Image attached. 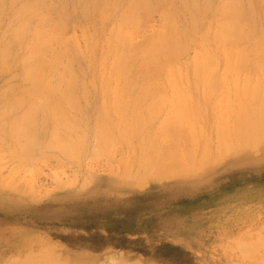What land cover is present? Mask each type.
<instances>
[{
	"label": "rangeland",
	"instance_id": "374dc122",
	"mask_svg": "<svg viewBox=\"0 0 264 264\" xmlns=\"http://www.w3.org/2000/svg\"><path fill=\"white\" fill-rule=\"evenodd\" d=\"M22 1L27 2L29 0H2V4L0 3V53H2L6 47L8 50L10 47L7 45L10 46L12 44L11 50H8V53H10L9 56L7 54V57L4 60L2 59L3 62L0 60L2 62H0V111L3 110V106L5 107L6 100L4 102L1 100L4 95L8 97L14 96L13 92L15 91L14 94L18 93L20 91L19 89H21L24 84L22 81V79L24 80V73H22L24 70L20 63L22 59L21 56L24 55V50L26 49L25 43L29 42H26V38L29 36L28 40L30 39V35H28L30 33H27L28 30L27 32L25 31L26 35L22 34L23 37L20 35V37H18L19 40L18 38H13L15 41L12 39V34L10 36L13 27L16 29L17 24H19L16 23L18 18L16 16V11L23 5ZM40 1L41 0H30L31 3L27 2V4L25 2V5L30 3V8L35 6V9L32 10L34 8L32 7L29 13L27 12L28 14H24V17L18 16L28 21L29 29L36 26L40 20L38 18L40 16L42 19L51 20V26L55 24L54 22L57 23L63 20L61 21L63 25L58 23L59 26H61H58L61 28L60 30L59 28L53 30V27H50L52 31L49 30L48 34L50 36L53 35V37L57 36L60 39L61 44H59L60 46L58 45L59 50L57 51L61 53L64 51L60 62L62 66L60 67L59 64V71L56 70V72H59L58 74H63V77L66 75V78L69 80L71 75L68 77L66 71H72L73 77L71 76V78L72 82L74 81L73 94L75 98V109L72 111L71 109L68 111V109L66 112L67 114L69 113L70 118H73L71 122L74 121L73 127L76 129L74 134H71V138L72 140L75 139L74 141L80 138V141L79 143L77 142V144H79L76 149L78 150L76 153L77 156L73 154L76 157L72 155L71 159V156H65L56 149L47 147V143L50 142L48 138H50L49 132L51 127L49 126L51 124H48V129L45 127V131L42 127H39L40 129L38 128L36 131L40 139L39 141L42 143H40L39 147L41 149L40 151L43 152V156L42 153L39 155L40 151H36V148L35 151L38 155L34 151L33 156L42 157H36V159L38 158L37 160H39L37 162L36 160L34 161V157H32L33 159L26 163V161L22 159L23 155L21 156L20 154L22 151L18 150V145H16L13 139L6 137L7 135L4 136V138H7L6 140L3 138L4 144L0 139V264H17L19 260L24 261V256L27 257L29 261L37 260L36 258H38V261H41L43 257H45V259L48 258L61 264H264V243L262 244L263 246L260 245V248L257 246L259 243L256 242L257 244H255V241L258 239V241L264 240V145L261 143L259 147L258 144L255 150L253 149L254 147L247 149L243 148V150L240 145L235 142L237 140V133H235L236 131L234 128V124H236L239 119L242 121L246 118L248 113L246 109L248 96H246V93H250L251 90L256 88L259 78L256 79L255 75L257 76V74L254 75V73H249L245 69V71L243 70L244 76H242L243 71L238 73L237 75L239 77L236 75L235 79H233L231 75H227L228 77L226 78L229 81L232 79L233 81H237L236 85L233 84V88L229 85L230 90L224 87L225 84H223V88H216L219 91L217 96V90L214 91V93L216 92L215 95L207 88H204L205 91L203 90L202 92L201 88L203 87L195 83V72L191 70L193 67L192 64L194 63L192 60L196 57L197 53L203 51L204 48L206 49L205 51H207L208 48L206 47L208 46L212 54L216 52V57L214 56L215 59L217 55H219L218 62L220 63H218V66H215V68L217 67L216 69L220 72L216 70V75L213 72L215 69L212 72L218 77L224 72L225 53L223 51L221 52L220 47L217 46L218 44L212 39L214 27L217 25V23L214 22L218 21V19H216L218 18L217 10L221 0H203V2L202 0H194L195 2L192 0V3L195 4V8L194 5L190 7L191 1L189 2V0H147L146 3L149 5L147 7L146 4V7L147 10L150 11L146 12L148 13L147 15L144 13L147 16H145V22L147 23L144 22L145 24L143 26L144 19L142 17V20L140 17L142 24L140 21L137 23H140L143 27H137V29L141 28V30L135 28L137 31L134 29L135 32L133 34L129 31L128 35H130V37L132 35V37L129 38V40L132 39V41L129 42H134V49H136L137 44L140 46V44L143 43L140 46L142 47L144 45V39L146 38L147 40L148 36H155L158 31L165 32L164 34L168 35H166V42L168 43L169 41L172 49L173 47L176 49L174 48L173 53L170 51L169 54L161 58V62L164 63L163 65L160 64L163 66V70L159 71V75L156 74V77L157 75L158 77L155 80L156 82H160L159 86H164L166 91L163 90V88L161 89L163 92L165 91L164 93L167 92L164 94L165 99L166 97L170 99L169 97L173 95L172 92L174 91L173 88H168V86H171L170 84H168V86L166 84L168 83L169 71H173V68H175V70L176 68L180 70L181 73H178V70H176L177 72L175 73L180 74L181 78L185 80L182 81L185 87L179 84L180 89L183 87L181 91H188H184L183 94L189 93L187 97L189 99H186L189 105L186 104V106H184V108L187 107V111L184 109L185 114L182 115L185 117L188 116L184 119L187 121L186 123H191V128H193L194 132L191 129L190 131L189 128L187 131L188 133L190 132L189 134L186 132L187 129L185 132L179 130L181 133L178 134L177 147H182L184 143L187 145L189 142L187 143L184 141H188L190 139L188 137L192 135V139L195 138L197 134V139L195 138V141L191 140L194 142H191V144H194L193 146L195 147L197 146L196 153L192 151L195 150V148L192 147L190 143L188 146L191 145L193 149L191 148L190 150V147L188 148L187 146H185L184 149V146L180 149L182 152L188 149L191 153L194 152L193 156L191 155L192 160L194 157L193 162H191L192 168H189V165L188 170L184 167L186 171L184 168L181 169V171L178 170L179 173H184L182 175L183 177L180 176L181 173L180 175L175 173V175L170 177L157 173L158 177L155 175V180L153 175L157 172L156 170V172L153 171L154 174L153 172L152 174L150 173L151 175L149 177H152V179H148V177H146L147 175L145 176L141 169H139L140 167H137L139 166L137 163L141 154L143 142L151 138V133L153 138L156 137V134L158 137V131H161L169 115V113H167L165 116L164 113L165 111L169 112L167 109L171 108L170 105L174 102L173 99L177 96L176 94H174V98L171 99L173 102L171 101L170 105L166 103H169L170 100H165V104L161 107L164 112L160 111V117L158 115L153 118V121H149L138 134L122 138L121 143L112 148L99 149L95 147L97 146V142L95 143L94 132L101 126H98L99 122L103 121L105 125L107 123L106 127H110L112 133L114 135L116 134L115 136L118 137L120 135L122 132L120 124H122V122L120 121L121 118L119 113H117L119 110L115 109L116 106L114 107L115 110H113L112 100H114V98L116 100L118 97L117 102L119 99L124 101L126 97H128L130 98V100L127 98L128 102L131 100L134 101V99H136L135 97H138L139 94L137 93L139 92L136 93V90L133 89L134 93L132 89H130V86L127 87L126 82L132 81V78H135L134 74L138 71L140 76H143L142 74L145 72L143 69L142 71L130 68L135 71L138 70L137 72L131 70L133 73L131 77V73L127 72L130 70L127 69L126 71L125 69L118 70L113 75L108 72V67L104 66L103 68L106 69L102 68V66L107 63L106 61L109 60L107 52H109V48H111L113 44L111 35H113V33H118V24L121 15L124 11L126 12V7L129 8L126 3L127 0H110V3L106 5V10H103L105 9L103 8L105 7V0ZM88 1L91 2L89 6L87 5L89 9L86 8L87 6L85 4V2L88 4ZM16 2L22 5L19 6ZM36 2H40L39 4L42 6ZM184 2L186 4L183 5ZM205 2H209V4L211 2L210 5L206 4L208 7L210 6L208 8L210 10H206L208 11L206 12L207 14L204 12L205 10L203 7V3ZM237 3L239 6V15H242L241 19L243 17L241 20L242 29L246 32L248 31L247 28L252 26L250 24H253V28L255 29L252 30L251 27V31H254V33L264 32V30L261 29L264 27V0H238ZM110 4H112V7ZM36 5H39L38 9L41 10V13L38 12ZM116 5L117 7L113 11L112 8ZM206 5L205 7H207ZM15 8L17 9L15 10ZM201 8L204 11L201 10ZM14 10L15 12H13ZM35 10L36 13L38 12L37 14H39H36L37 19L34 17V13H32ZM213 10H216V12ZM30 12L32 15H29ZM13 13H15V15ZM26 15H29V18L26 19ZM213 15H216L215 19ZM31 16L33 17L32 20L30 19ZM191 16L192 18H190ZM193 17L198 20L196 21V19H194L198 22L196 23L197 29L194 28L196 34L195 31H193L195 37L193 34L191 35L192 29H189L190 22L191 24L194 22V20H192ZM23 19L22 21H24ZM189 19L192 21L188 23ZM203 19L206 22H203ZM30 22L32 26L29 25ZM205 23H208V27L211 28L214 24L212 32L210 28L206 27L207 25L205 26ZM198 24L200 26H198ZM243 26L246 27L247 30L243 28ZM154 31L155 33L152 34ZM107 33L109 34L107 35ZM109 35L110 37L108 38ZM201 36L206 38L201 40L203 38H201ZM184 37H186V39ZM188 37L191 41H194V44L191 42L193 46H190L192 44ZM252 38H254V36ZM10 40L14 42L17 41L16 45L18 47L13 46L14 42L12 41L11 43ZM22 40L25 43L21 42ZM205 40H209V42L206 41L207 45H201ZM183 43L186 44L188 48ZM113 45H115V42ZM130 45L133 47L132 43H130ZM52 46L51 48L54 49L58 47L56 44V48L54 44ZM198 46L199 48L203 46L202 50L199 49ZM15 47L17 50L12 49ZM184 47H186V49ZM21 49L24 50L22 51ZM54 49H52V51H55ZM180 52L182 54H180ZM19 53L21 55H19ZM48 56L45 55L46 58ZM50 58L51 56L48 57L49 60ZM103 59H106V61ZM102 60L105 63H102ZM112 61L114 60H111L110 57L108 63H113ZM101 63L103 65H101ZM135 64L136 63H134L132 67H136ZM184 68L187 75L184 72ZM56 72H53L50 76L53 74L56 75ZM182 73L184 76L181 75ZM245 73H248V75L252 74V78H244L247 76H245ZM160 74H162V77ZM54 75L50 80L53 83L58 80L55 78L57 75L55 77ZM126 76L131 77V80ZM140 76H136L134 80H140ZM241 76L243 78H241ZM159 77L161 81L158 80ZM144 78L145 75L143 79ZM121 79L123 81L122 83ZM243 79L244 81H242ZM156 82L155 85L157 87ZM238 82L240 84L243 83L240 85L241 87L242 85L243 87L248 86V90H246L247 87L244 89L241 88L240 90V86L237 87L239 85L237 84ZM251 82H254V84H251ZM62 83L63 82H61V84ZM55 84L57 85V83ZM55 84L52 86H56ZM59 84L60 82L58 85ZM59 86L61 87V85ZM225 86H227V84ZM158 87L156 90L160 88ZM12 89L14 91H12ZM115 89L117 90L115 91ZM225 90H227L228 94ZM114 91L116 93L119 91V94L121 92L123 96L121 94L116 95L115 93L116 96L114 95L115 97H112ZM206 91H208V93ZM185 94L183 98H186ZM6 96L4 98L7 99ZM162 97L164 98V96ZM232 97L234 98L232 99ZM101 99L104 100V103ZM108 99L109 101L106 103L105 100ZM219 99L222 100L224 107L225 103L229 104L227 105V110L225 107L228 114L226 120L227 125L222 124L223 131L227 130V132L225 131L226 133H222V128L220 127V113L224 111V107L218 102L220 101ZM225 99H230L231 105L230 102L225 101ZM176 100L178 101V99ZM180 100L179 103L182 102H180ZM7 102L8 101H6V104ZM176 103L177 105L179 104L178 102ZM183 103L184 101L182 104ZM182 104H180L181 107ZM216 104L222 106L219 107ZM232 104H234L233 107ZM103 105V108L106 109L105 111L102 109ZM165 105V110H163ZM180 106L179 109L182 110ZM230 106L232 108H229ZM236 108L238 111L240 109L239 112L241 114H238L239 112H234L235 110L237 111ZM232 109H234V111ZM213 111H215V113H213ZM186 112H188L187 116ZM103 114L105 117L102 116ZM116 116L118 118H116ZM163 117L164 120H162ZM236 118L237 120L235 122L234 119ZM162 122H164L163 125ZM186 123L185 121L184 123L182 122V126L185 124L184 126L186 127ZM3 125L4 126L1 125V129L4 130L0 129V137L4 135L3 132H5L6 122ZM215 125H217V127ZM188 126L189 124H187V127ZM41 131H44V133L42 134ZM199 132L201 134L200 136ZM147 134L150 136L149 138L146 137ZM140 135L141 138L138 137ZM225 136H227V138ZM129 137L131 140H129ZM203 139L206 140L205 143ZM214 139H216V141ZM218 139L220 142H218ZM123 140L127 141L124 142ZM160 140L158 151L161 154L162 151L164 152V150H166L168 143ZM166 141L168 140L166 139ZM162 142L167 145L163 146ZM5 143L7 144V149L4 147ZM196 143L197 145H195ZM179 144H181V146ZM221 144H225L226 146L224 145L225 147H222ZM169 145L172 146V143ZM44 146H46V148ZM171 146H169L168 149ZM235 146H239V148ZM161 147L163 149H161ZM233 148L235 151L232 150ZM170 149H172V147ZM221 149L223 152L220 151ZM201 150L202 153L200 155ZM163 152L162 156H164V153L167 154V152ZM171 152L172 150L169 151V153ZM205 152H208V154L210 153L209 156ZM184 153L187 152H183L182 155H184ZM216 154H218V156ZM206 155L208 159L205 158ZM199 156L201 161L205 158L202 165L199 162ZM217 157H219V159ZM195 159H199V161ZM198 165L199 167H197ZM194 166H196L195 169H193ZM184 171L187 173L185 174ZM137 172L141 174L143 179L141 183L137 181ZM167 175H172V172ZM159 179L162 180L159 181ZM140 181L142 180L140 179ZM25 187H27V189L29 188L30 191H26ZM253 243L257 246V248H254V251L252 250L253 257H250L252 256L250 255L251 252L248 254L246 252L245 255L243 245H254ZM260 243H262V241ZM46 252H48V254ZM39 254H42L41 260L39 259ZM32 255L34 257H32ZM18 256H20L19 260ZM27 258H25V260H27Z\"/></svg>",
	"mask_w": 264,
	"mask_h": 264
},
{
	"label": "bare ground",
	"instance_id": "6f19581e",
	"mask_svg": "<svg viewBox=\"0 0 264 264\" xmlns=\"http://www.w3.org/2000/svg\"><path fill=\"white\" fill-rule=\"evenodd\" d=\"M2 1V0H1ZM0 1V3L2 4V2ZM14 1H17V0H14ZM36 1V0H35ZM42 1V0H41ZM40 1V2H41ZM110 0H105V2H104V4H105V7H103V8H105V9H103V10H106V5L108 4V3H110L109 2ZM120 1V0H119ZM184 1V0H183ZM182 1V2H183ZM188 1V0H187ZM191 1V5H190V7L192 6V5H194V8H195V4H193L192 3V0H189V2ZM205 1H208V0H205ZM237 1L238 0H221V2L219 3V8H218V10H217V8H216V10H217V17L218 18H216V19H218V21L216 22H214V23H217V25H216V27H214L215 29L213 30L214 32L212 33L213 35V37H212V39H214V42H216V44H218L217 46H219L220 47V50H221V52L223 51L224 53H225V58H224V64H225V66L223 67V70H224V72H222V70H221V72L223 73L222 75H219V77L218 76H215L216 74H217V72H220L218 69H216L215 68V66H218V63H220V62H218V56L219 55H217V58L215 59L214 58V56L216 57V52L215 53H211V51H209L210 49H209V47L207 46L206 48H208V50L207 51H205L206 49L204 48V50L203 51H201L200 53H197V55H196V57L192 60V61H194V63L192 64V68H191V70H194V72H195V74H194V76H195V83L197 84V85H199V86H201V87H203V88H201L202 89V92H203V90H204V88H207V89H210V91H211V93H213L214 95H215V93L217 92V96H218V93H219V91L216 89V88H218V87H221V88H223V84H227V86H225L224 85V87L227 89V90H230L229 88H230V86L229 85H231V87H232V85L234 84V85H236V82L237 81H233V79H235V77H236V75L238 74V73H240V72H242L244 69L245 70H247L249 73H254V75L255 74H257V76L255 75V78L256 79H258V81L259 82H257L258 83V85L256 86V88L255 89H253V90H251V92L250 93H246V96H248L247 97V107H246V109H247V111H248V113H247V116H246V118L245 119H243V120H245V121H240L241 119H239V121H237L236 122V120H237V118L236 119H234V121L236 122V124H234V128H235V133H237V140L235 141V142H237L236 144H238V145H240V147L243 149H247V148H253L254 150L255 149H257V145L260 147V144L261 143H263V145H264V32H260V33H258L257 32V30H256V32L257 33H254V31H251V27H252V30H254L255 28H253V24H250V25H252L251 27H249V28H247L248 29V31H246L245 32V30L244 29H242V27H241V25H242V19H243V17H242V19H241V16L239 15V10H238V3H237ZM4 2V1H3ZM19 2V1H18ZM26 1H22V3H23V5L22 4H20V3H17V4H19V6H21L20 8H18V11H16V16L18 17L17 18V21H16V23H19V24H17V27H16V29L13 27V33L11 32L10 33V36H11V34H12V39L14 38V39H17L18 37H20V35L23 37V35H26V33H25V31L27 32V30H28V32L27 33H30V34H28V35H30V39L28 40V37L29 36H27V38H26V42H28V43H25L23 40L25 39H23L21 42H24L25 43V50H24V55H22L21 57H22V59H21V66L23 67V70H24V72H22V73H24V80L22 79V81H23V87L21 88V89H19L18 91V93H16V94H14V90L12 89V91H14L13 92V95L14 96H6V95H4V94H6V93H4L3 95H4V97L6 96L7 97V99L6 98H2L1 100L4 102L5 100L6 101H8L7 102V104H6V101H5V107L3 106L2 108H3V110H1L0 112V124L2 125V126H4L3 124L6 122V127H5V132H3L4 133V135L2 136L1 135V137H0V139L2 140L1 142H3L4 140H6L7 138L6 137H9V139L11 138V139H13L14 141H15V143H16V145H18V150H21L22 151V153L20 152V154H21V156L23 155V157H22V159H24L25 161H26V163H27V161H30L31 159H33L32 157H34V161L36 160V162L37 161H39V160H37L38 158H40V157H42L43 156V152H41L40 150V147H39V145H40V139H39V137H38V135H37V129L39 128V127H42L43 129H44V131H45V127L47 128V126H48V124L50 123L51 125L49 126V127H51L50 128V132H49V136H50V138H48L49 140L48 141H50V142H48L47 143V147H51V149L53 148V149H56L57 151H59L60 153H63L65 156H71L70 158L72 159V155L73 154H75L76 156H77V151L78 150H76L77 148H78V146H79V144H77V142L79 143V141H80V138L78 139V140H76V141H74V140H72V138H71V134L73 133L74 134V131H76V129H74V124H73V122H71V119L73 120V118H70V115H69V113L67 114V110L68 111H70V109H71V111L72 110H74L75 108V98H74V94H73V84H74V81L72 82V78H71V76L73 77V75H72V71H66V73H68L67 75H68V77L70 76V78H69V80L66 78L67 76L66 75H64L65 77H63V74H58L57 72H56V70H58L59 71V64H60V67L62 66V64L60 63L61 62V58H62V53L64 52H60V51H57V50H59L58 48H59V44H61V42H60V39L57 37V36H54L53 37V32H52V36H50L49 34H48V31L49 30H51L52 31V29L53 30H55V29H57V28H59V27H61V26H59V24L61 23V21H63V20H60V22H54L55 24H53V26H51V20L49 21V19H42L41 18V16L40 17H38L39 19V21H38V23L36 24V26L35 27H31L32 29H29V26H28V21H26V20H24L23 18V20L24 21H22V19L21 18H19V16L18 15H20V16H23L24 17V14H28L29 13V11L31 10V8L32 7H34L32 10H34L35 9V6H32L31 8H30V6H29V4L31 3L30 2V0L29 1H27V2H30V3H28V5H25L24 3H25ZM27 2H26V4H27ZM40 2H36L37 4H39ZM43 2V1H42ZM89 2V1H88ZM94 2V1H93ZM115 2V1H114ZM147 2V0H127V6H129V8L128 7H126L127 9H125L126 10V12L124 11V13H122V15H121V18H120V22H119V24H120V26H119V24H118V30L119 31H117L118 33L117 34H114L113 33V35H111V39H112V43L114 44V42H115V45H113L112 44V47L111 48H109L110 50H109V52H107L108 53V55L107 56H109V60H110V57H111V60H114V61H112L113 63H108V61L109 60H107L106 61V59L108 58H106V59H103L104 61H106L107 63H105L103 60H102V63H105V65H103L102 63H101V65H103L102 66V68L104 67V66H106V67H108V69H109V71L108 72H110V74H113L114 75V73H116L118 70H123V69H125V71H126V69L127 70H130V71H127V72H130L131 74V77H132V72H131V70H133V69H130V68H134V69H138V70H145V72H143L144 74H142L143 76H140V74H139V71L138 70H133L134 72H137L136 74H138V75H136V74H134L135 76V78H136V76H140V80L139 79H137V81L136 80H134L135 78H132V81H127L126 83H127V87L128 86H130L131 88L130 89H132V91H133V89H135L136 90V93L137 92H139V93H137V94H139L138 95V97H135L136 99H134V101H130V102H128V100H130V98H128V97H126V95H125V97H126V99L123 101V100H121V99H119V100H121V101H119L118 100V102H117V98H116V100H115V98H114V100H112V102H113V110H119V112H117V113H119V115H120V118H121V120H120V118H119V120L122 122V124H120L121 125V129H122V132L120 133V135L117 137V136H115L113 133H112V130H111V128L110 127H106V125H107V123H106V125L104 124V122L102 123V122H99V125L98 126H100L98 129H97V131H95L94 132V139H95V143L97 144V146H95V147H98L99 149H102V148H105V149H107V148H109V147H113V146H115V145H117V144H120L121 143V140H122V138H124V137H127V136H130V135H136V134H138L139 133V131L141 132V130H142V128L144 127V126H146L147 125V123L149 122V121H153V118H155V117H157L158 115H159V117H160V113L161 112H164V111H162V109H161V107H162V105L163 104H165V102L167 101V100H170L169 101V103L168 102H166L168 105H170V103H171V99L172 98H174V94H176L177 96H175V99H173L174 100V102L173 103H171V108H169V109H167V111L169 110V112H166L165 111V116H166V114L167 113H169V115H168V117H167V120H166V122H165V124H164V126L162 127V129H161V131L159 130L158 131V137H157V134L155 135L156 137H152V133H151V138H149L150 136H148V134L146 135V137H148L149 139H147L146 140V137L144 138L146 141L145 142H143V140H142V142H143V146H142V148H141V154H140V157H139V161H138V163H137V165H139V166H137L139 169H141V171L145 174V176L146 177H148V179L149 178H151L152 179V177H149L151 174H152V172L154 171V172H156L155 174H154V172H153V178H154V180H155V175H157V173L158 174H164V176H168V177H170V176H173V175H175V173H178V175H180V173H179V171L178 170H180L181 171V169H183L184 167H186V168H184V170L186 169V170H188L189 168H192L191 167V162H193V160H194V157H193V160H192V156H193V154H194V152L196 151V148H197V146L195 147V146H193L192 144H191V142L192 143H194L193 141H195L196 139H197V134H196V139L195 138H193L192 139V137H193V135L192 136H190V137H188V138H190L188 141H184V142H189L191 145H192V147H194L195 148V150H192V151H194V152H190L189 151V149L191 150V145L190 146H188V144L186 145L185 143L182 145V147H183V149L185 148V146H187L189 149L187 150V151H185V150H183V152H187V153H184V155H182L183 154V152L180 150V149H182V147H177V143H178V138H179V136H178V134H180L181 132V130L182 131H184L185 132V130H186V132L188 131V128H189V130L191 129L193 132H194V130H193V128H191V123H186L187 121L185 120L188 116V112H186V116L187 117H185V116H183L182 114H185V112H184V109H186L187 107H185L184 108V106H186V104L188 103L187 101H186V99H189V98H187L188 97V95H189V93H187V94H185V96H186V98H183V92L184 91H187V90H184V91H181V90H183V87H182V89H180V86H179V84L181 85H183V80H184V78H181V76H180V74H175L177 71L176 70H178L179 72L178 73H181L180 72V70L179 69H177L176 68V70H175V68H173L174 70V73H173V71H169V77H168V83H166L167 84V86H168V84H170L171 86H168V88L170 87V88H173V91L175 92H172V96H170L169 98L170 99H167L168 97H166V99H165V95L164 94H166V93H164L166 90H165V88H164V86L163 85H160L159 86V83L160 82H156V80L155 79H157V77H158V75H159V71L161 70H163V66H161V65H163L164 63H162L161 61V58L163 57V56H165L166 54H169L170 53V51H172V53H173V49L175 48V47H173V49H172V47H171V44L169 43V41H168V43L170 44H168L167 42H166V35L167 34H164L165 32H161V31H158L157 33H156V35L155 36H153V37H149L148 36V39L146 40V38L144 39V45L142 46V47H140L141 46V44H143V43H141L140 44V46L137 44V47H136V49H134V42H129V41H132V39L131 40H129V38H131L132 37V35H131V37H130V35H128L129 34V31H130V33H134L135 31H134V29L136 28L137 29V27H143L144 26V24L145 23H147V22H145V16L148 14V13H146V12H150V11H148L147 10V7H148V3H146ZM150 2V1H149ZM193 2H195L194 0H193ZM202 2H203V0H202ZM201 2V3H202ZM12 3H13V1H12ZM15 3V2H14ZM91 2H89L88 4H87V2H85V4H86V6L88 5L89 6V4H90ZM103 3V2H102ZM103 4V5H104ZM119 4V3H118ZM146 4H147V7H146ZM184 4H186L185 2L183 3V5ZM206 4H209V2L207 3V2H205V3H203V7H204V10L201 8V10H203L205 13L206 12H208L210 9H208L209 7H208V5H206ZM210 4H211V2H210ZM209 4V5H210ZM35 5V4H34ZM40 5V4H39ZM39 5H36L37 6V9L39 8ZM92 5H94V4H92ZM96 5V4H95ZM111 5V7H112V4H110ZM120 5V4H119ZM122 5V4H121ZM197 5V4H196ZM202 5V4H201ZM205 5L207 6V7H205ZM16 6V5H15ZM40 6H42V5H40ZM85 6V7H86ZM88 6L86 7L87 9H89L88 8ZM218 6V5H217ZM216 6V7H217ZM1 7V6H0ZM16 7H18V6H16ZM84 7V8H85ZM100 7V6H99ZM109 7V6H108ZM117 7V5L116 6H114L113 8H112V10L114 11V9ZM185 7V6H184ZM187 7V6H186ZM193 7V6H192ZM197 7V6H196ZM205 8H207V9H205ZM214 8V7H213ZM17 8H15V10H16ZM20 9V10H19ZM36 9V10H37ZM40 9H41V7H40ZM91 9V8H90ZM148 9H150V8H148ZM15 10L13 11V12H15ZM36 10L35 11H33L32 13H34L33 15H35L34 17L37 19V15H39V14H37L38 12H40L41 10H39L38 9V12L36 13ZM195 10V9H194ZM206 10H208V11H206ZM216 10L214 11V12H216ZM89 11V10H88ZM28 12V13H27ZM202 12V11H201ZM203 12V13H204ZM41 13V12H40ZM146 15H145V14ZM14 15H15V13H13ZM37 14V15H36ZM121 14V13H120ZM207 14V13H206ZM213 14V13H212ZM29 15H32L31 14V12H30V14ZM28 15V16H29ZM141 15V16H140ZM27 15H26V19L27 18H29ZM214 16V19H215V16L216 15H213ZM32 17V16H31ZM30 17V19L32 20L33 19V17L31 18ZM140 17H141V19H142V17H143V26H141V21L142 20H140ZM147 17V16H146ZM45 18V17H44ZM118 18V17H117ZM190 18H192V16L190 17ZM18 19H20V20H18ZM194 19H196V18H194L193 17V19L192 20H194ZM13 20H15V19H13ZM138 20V21H137ZM191 19H189V21H188V23L190 22V21H192ZM202 20V19H201ZM20 21V22H19ZM26 21V22H25ZM114 21V20H113ZM116 21V20H115ZM140 21V23L138 24L137 22H139ZM196 21H198L197 19H196ZM195 20H194V22L191 24V22H190V26H189V29H192V33H191V35L193 34V31H195L194 30V28H196L197 27V25H196V23H198V22H196ZM37 22V21H36ZM145 22V23H144ZM202 22V21H201ZM203 22H206L204 19H203ZM14 23H15V21H14ZM59 23V24H58ZM63 23V22H62ZM61 23V24H62ZM254 23V22H253ZM264 23V22H263ZM255 24V23H254ZM14 25V24H13ZM12 25V26H13ZM18 25H19V29H18ZM29 25L30 26H32L31 25V22L29 23ZM63 25V24H62ZM137 25H140V26H137ZM191 25H193V26H191ZM196 25V26H195ZM203 25V24H202ZM201 25V26H202ZM207 25V26H206ZM208 23H205V26L207 27V28H210L211 29V32H212V28H213V26H214V24H213V26H212V28L211 27H208ZM15 26V25H14ZM34 26V25H33ZM59 26V27H58ZM146 26V25H145ZM198 26H200L199 24H198ZM247 26V25H246ZM255 26V25H254ZM52 29H51V28ZM190 27H192V28H190ZM248 27V26H247ZM120 28V29H119ZM243 28H245L246 29V27H244L243 26ZM14 29H15V31H14ZM61 28H59V30H60ZM135 29V30H136ZM143 29V28H142ZM197 29V28H196ZM246 29V30H247ZM250 29V30H249ZM261 29H263L264 30V27L263 28H261ZM58 30V31H59ZM137 30H141V28H139V29H137ZM136 30V31H137ZM165 30V29H164ZM204 30V29H203ZM206 30V29H205ZM209 30V29H208ZM207 30V31H208ZM262 30V31H263ZM132 31V32H131ZM16 32V33H15ZM25 34H24V33ZM113 32V31H112ZM161 32V33H160ZM189 32V31H188ZM110 33V32H109ZM109 33H107V35L109 34ZM155 33V31L152 33V34H154ZM159 33V34H158ZM23 34V35H22ZM48 34V35H47ZM158 34V35H157ZM186 34V33H185ZM195 34H196V31H195ZM170 35V34H169ZM48 36V37H47ZM168 36V35H167ZM193 36H194V34H193ZM254 36V38H252ZM8 37H9V35H8ZM8 37H6V38H8ZM57 37V38H56ZM110 37V35L108 36V38ZM190 37V36H189ZM188 37V38H189ZM195 37V36H194ZM203 36H201V38H202ZM185 39H186V37H184ZM192 38V37H191ZM200 38V39H201ZM204 38H206V37H203L201 40H203ZM13 39V40H14ZM58 39V40H57ZM170 39H171V36H170ZM183 39V38H182ZM190 39V38H189ZM193 39H195V38H193ZM7 40V39H6ZM12 40V41H13ZM18 40H19V38H18ZM145 40H146V42H145ZM11 41V40H10ZM12 41H11V43H12ZM15 41V40H14ZM13 41V42H14ZM207 40H205L201 45H203V46H206L207 44V42H209V40L206 42ZM213 41V40H212ZM107 42V41H106ZM187 42V41H186ZM193 43L194 44V41H191V39H190V43ZM8 43H9V40H8ZM10 43V44H11ZM109 43V42H108ZM107 43V44H108ZM130 43H132V46L133 47H131V45H130ZM172 43V42H171ZM191 43V44H192ZM198 43V42H197ZM14 45L13 46H16V47H18L16 44H17V41L16 42H14L13 43ZM19 44H21V43H19ZM54 44V47H55V44L58 46H56L57 47V49H54V48H51V47H53L52 45ZM184 44V43H183ZM193 44L192 45H190V46H193ZM206 44V45H205ZM12 45V44H11ZM11 45L9 46V45H7L8 47H10V48H8V50L10 49L11 50ZM172 45H173V43H172ZM175 45V44H174ZM185 46H186V44H184ZM183 45V46H184ZM199 45V44H198ZM22 46V45H21ZM62 46V45H61ZM139 46V47H138ZM178 46V45H177ZM203 46H201L202 48H203ZM240 47V48H238V47ZM16 47L15 48H12V49H16ZM55 47V48H56ZM107 47V46H106ZM179 47V46H178ZM182 47V46H181ZM187 47V46H186ZM186 47H184L185 49H186ZM218 47V48H219ZM7 48V47H6ZM4 49L3 50V52L2 53H0V60H4L6 57H7V54H8V56H9V54L10 53H8L9 51L7 50V49ZM183 48V47H182ZM188 48V47H187ZM198 48H199V46H198ZM202 48H199V49H201L202 50ZM52 49H54L55 51H57V52H55V51H52ZM107 49H108V47H107ZM176 49V48H175ZM2 50V49H1ZM17 50V49H16ZM22 50V49H21ZM22 50V51H23ZM61 50V49H60ZM169 51V52H168ZM180 51H181V49H180ZM216 51H218V50H216ZM17 52V51H16ZM183 52V51H182ZM197 52H198V50H197ZM175 53H177V52H175ZM180 54H182L181 52H180ZM17 55V54H16ZM19 55H21L20 53H19ZM45 55H50L51 56V58H50V60L48 59V57H50V56H48L47 58L45 57ZM223 56V55H222ZM20 57V58H21ZM19 58V59H20ZM219 58H221V57H219ZM19 59H16V60H19ZM45 59H47V60H45ZM3 60H2V62H3ZM221 60V59H220ZM20 61V60H19ZM48 61V62H47ZM63 61V60H62ZM1 62V61H0ZM1 62V63H2ZM217 62V63H216ZM134 63H136L135 64V66L137 67H132V66H134ZM161 64V65H160ZM189 64V63H188ZM19 65V64H18ZM221 65V64H220ZM219 65V66H220ZM189 66V65H188ZM20 67V66H19ZM18 67V68H19ZM185 67V66H184ZM190 67V66H189ZM102 68H100V69H102ZM194 68V69H193ZM220 68V67H219ZM62 69V68H61ZM103 69H106V68H103ZM215 69V71H213ZM70 70V69H69ZM142 70V71H143ZM216 70H217V72H216ZM244 70V71H245ZM105 71V70H104ZM107 71V70H106ZM182 71V70H181ZM215 73V75H214V73ZM244 71H243V74H242V76H244ZM53 72H56V75L58 76V77H60V78H58L56 75H54V77L55 78H57L58 80H57V82H55V83H57V85L55 84V83H53L52 81H50L52 78V76H50ZM171 72V73H170ZM184 72H185V68H184ZM183 72V73H184ZM70 73V74H69ZM125 73V72H124ZM140 73H141V71H140ZM162 73V72H161ZM164 73V72H163ZM183 73L181 74L182 76H184L183 75ZM186 73V72H185ZM156 74H158L157 75V77H156ZM252 74H250V75H248V73H245V76L246 77H244V78H248V77H250V78H252L251 77V75ZM61 75V76H60ZM129 75V74H128ZM144 75H145V78L143 79V77H144ZM161 75V77H162V74H160ZM186 75H187V73H186ZM227 75H231L232 77H233V79L232 80H228L226 77H228ZM240 75V74H239ZM124 76H125V74H124ZM123 76V77H124ZM238 76V75H237ZM241 76V78H243ZM259 76V77H258ZM123 77H120V78H123ZM126 77H129V76H126ZM131 77H129L128 79H130ZM141 77H142V79H141ZM187 77V76H186ZM231 77V78H232ZM239 77V76H238ZM67 79V80H66ZM187 79V78H186ZM240 79V78H239ZM249 79V78H248ZM124 80H125V77H124ZM131 80V79H130ZM139 80V81H138ZM155 80V81H154ZM158 80L159 81H161L160 80V77L158 78ZM163 80V79H162ZM117 81V80H116ZM119 81V80H118ZM126 81V80H125ZM141 81V82H140ZM185 81V80H184ZM187 81V80H186ZM232 81V82H231ZM242 81H244V79L242 80ZM245 81H246V79H245ZM251 81V80H250ZM253 81V80H252ZM60 82V84L59 85H61V87H63V88H61L59 85H58V83ZM61 82H63L62 84H61ZM123 81H122V79H121V83H122ZM155 82H156V84H157V87L159 88V89H157L156 90V85H155ZM188 82V81H187ZM240 82V81H239ZM237 83V84H239L237 87H239L241 84H243V83ZM249 82V81H248ZM255 82V81H254ZM254 82H251V84H254ZM53 83V84H52ZM118 83H120V82H118ZM163 83V82H162ZM194 83V82H193ZM56 85V86H52V85ZM187 84V83H186ZM189 84V83H188ZM255 84H256V82H255ZM20 85H22V84H20ZM19 85V86H20ZM62 85H64V86H62ZM122 85V84H121ZM124 85H125V82H124ZM221 85V86H220ZM18 86V87H19ZM119 86V85H118ZM161 86H163V87H161ZM184 86V85H183ZM187 86V85H186ZM196 86V85H195ZM198 86V87H199ZM245 86V85H244ZM185 87V86H184ZM234 87V86H233ZM232 87V88H233ZM247 87V89L246 90H248V86H245V87H243V85H242V87L240 86V90H241V88H246ZM120 88H122V87H120ZM161 88H163V90H165L164 92H163V90L161 89ZM224 88V89H225ZM231 88V89H232ZM236 88V87H235ZM123 89V88H122ZM126 89V88H125ZM128 89V88H127ZM185 89V88H184ZM206 89V90H207ZM242 89V90H243ZM106 90V89H105ZM117 89H115V91H116ZM121 90V89H120ZM159 90V91H158ZM170 90H172V89H170ZM217 90V91H216ZM227 90H225L226 92H227ZM234 90V89H233ZM245 90V91H246ZM10 91V90H9ZM9 91H8V93H9ZM17 91V90H16ZM114 91V94H112L113 96L112 97H115L117 94H119L118 92L119 91H117V93ZM161 91H162V93H161ZM205 91V90H204ZM209 91V90H208ZM208 91H206L207 93H208ZM214 91H216L215 93H214ZM7 92V91H6ZM107 92V91H106ZM134 92V91H133ZM133 92H132V94H133ZM188 92V91H187ZM242 92V91H241ZM115 93H116V95H115ZM135 93V92H134ZM205 93V92H204ZM231 93V92H230ZM243 93L245 94V92H244V90H243ZM120 94H121V92H120ZM119 94V95H120ZM125 94V93H124ZM131 94V95H132ZM162 94V95H161ZM183 94V95H182ZM210 94V93H209ZM227 94H228V92H227ZM233 94V93H232ZM242 94V93H241ZM248 94V95H247ZM8 95H12V94H8ZM111 95V94H110ZM115 95V96H114ZM118 95V96H119ZM122 96H123V94H121ZM169 95H171V94H169ZM208 95V94H207ZM212 95V94H211ZM210 95V96H211ZM213 95V96H214ZM224 95V94H223ZM223 95H222V97H223ZM106 96V95H105ZM121 96V97H122ZM137 96V95H136ZM162 96H164V98L162 97ZM184 96V97H185ZM191 96V95H190ZM206 96V95H205ZM209 96V97H210ZM111 97V98H112ZM134 97V96H133ZM207 97V96H206ZM229 97V96H228ZM235 97V96H234ZM234 97H232V99L234 98ZM241 97V96H240ZM103 98V97H102ZM119 98H120V96H119ZM127 98H128V100H127ZM182 98V99H181ZM191 98V97H190ZM204 98V97H203ZM243 98V97H242ZM104 99V98H103ZM122 99H124V98H122ZM176 99H178V101L176 100ZM181 99V100H180ZM192 99V98H191ZM206 99V98H205ZM227 99V98H226ZM225 99V101H229V100H226ZM102 100V99H101ZM166 100V101H165ZM179 100H180V102L182 101H184V103L182 104V102L181 103H179ZM220 100V99H219ZM222 100H223V98H222ZM222 100H220V101H218V102H220L222 105H218V104H216V105H218L219 107H224V104H223V102H222ZM235 100V99H234ZM237 100V99H236ZM103 101V103H104V100H102ZM109 101V99L108 100H105V102L107 103ZM116 101V102H115ZM178 102L179 104L177 105V103L176 102ZM189 101H191V100H189ZM2 102V103H3ZM115 102V103H114ZM206 102V101H205ZM230 102V101H229ZM228 102V103H229ZM233 102V101H232ZM238 102V101H237ZM236 102V103H237ZM118 103V104H117ZM191 103V102H190ZM236 103H234V104H236ZM116 104V105H115ZM176 106H175V105ZM180 104H182V107L180 106ZM193 104V103H192ZM191 104V105H192ZM234 104H232V107L234 106ZM239 104V103H238ZM118 105H120V106H118ZM168 105H167V107H168ZM187 105H189V104H187ZM208 105V104H207ZM227 105H229V104H227V103H225V107H226V110H227ZM230 105H231V102H230ZM116 106V107H115ZM179 106L182 108V110H180L179 109ZM214 106V105H213ZM104 107V105L102 106V109L105 111L106 109H104L103 108ZM107 107H108V104H107ZM106 107V108H107ZM114 107H115V109H114ZM165 107H166V105L163 107V110H165ZM175 107H178V108H175ZM225 107H224V111H222V113H220V119L218 118V117H216V118H218L220 121V127L222 128L223 127V125L222 124H226L227 125V123H226V120H227V116H228V114H227V111L225 110ZM231 106L229 107V108H232ZM236 107H237V105H236ZM109 108V107H108ZM118 108V109H117ZM189 108V107H188ZM197 108V107H196ZM190 109V108H189ZM218 109V108H217ZM219 109H222V108H219ZM237 109V108H236ZM242 109V108H241ZM102 110V111H103ZM109 110V109H108ZM233 111H234V109H232ZM161 111V112H160ZM186 111H187V109H186ZM194 111V110H193ZM216 111V110H215ZM215 111H213V113H215ZM220 111V110H219ZM230 111H231V109H230ZM232 111V112H233ZM239 111H240V109H239ZM238 111V109H237V111L235 110L234 112H236V113H238L239 112ZM108 112V111H107ZM182 112H184V113H182ZM190 112V111H189ZM217 112V111H216ZM231 112V113H232ZM194 113V112H193ZM217 113H219V112H217ZM216 113V114H217ZM114 114V113H113ZM233 114V113H232ZM235 114V113H234ZM238 114H241L240 112L238 113ZM106 115H108V114H106ZM117 115V114H116ZM194 115V114H193ZM218 115V114H217ZM102 116H104V114L102 115ZM118 116V115H117ZM116 116V118H118ZM164 116V117H165ZM235 116V115H234ZM105 117V116H104ZM108 117V116H107ZM164 117H163V119L162 120H164ZM200 117V116H199ZM240 117V116H239ZM166 118V117H165ZM185 118V119H184ZM191 118H192V114H191ZM229 118H230V116H229ZM228 118V119H229ZM243 118V117H242ZM103 119V118H102ZM184 119V120H183ZM183 120V121H182ZM188 120V119H187ZM202 120H204V119H202ZM201 120V121H202ZM217 120V119H216ZM184 121H185V123H186V127H187V124H189V126L186 128L184 125L185 124H183V126H182V122L184 123ZM229 121V120H228ZM232 121H233V119H232ZM116 122H119V121H116ZM198 122H200V121H198ZM230 122V121H229ZM228 122V123H229ZM235 122H233V123H235ZM97 123V122H96ZM101 123V124H100ZM163 123L164 122H162V125H163ZM203 123V122H202ZM215 123H216V121H215ZM217 123H218V120H217ZM231 123V122H230ZM229 123V125L231 126V124ZM233 123H232V125H233ZM105 126H104V125ZM110 124V123H109ZM1 125H0V129L2 128L1 127ZM97 125V124H96ZM112 125H113V123H112ZM198 125V124H197ZM202 125V124H201ZM44 126V127H43ZM205 126V125H204ZM216 127H217V125H215ZM72 127H73V129H72ZM182 129H181V128ZM184 127V128H183ZM199 127V126H198ZM225 127V126H224ZM228 127V126H227ZM41 128V129H42ZM76 128V127H75ZM112 128H113V126H112ZM160 128V127H159ZM158 128V129H159ZM180 128V129H179ZM232 128V127H231ZM40 129V128H39ZM48 129V128H47ZM46 129V130H47ZM121 129H119V130H121ZM195 129H197V128H195ZM200 129V128H199ZM1 130H4V129H1ZM0 130V131H1ZM156 130V129H155ZM154 130V131H155ZM180 130V131H179ZM190 130V131H191ZM222 130V133L223 132H227V130H225V131H223V128L221 129ZM44 131H41L42 132V134L44 133ZM49 131V130H48ZM144 131V130H143ZM199 131V130H198ZM204 131V130H203ZM216 131V130H215ZM39 132V131H38ZM193 132H191V133H193ZM201 132V131H200ZM200 132H199V136L201 135L200 134ZM225 132V133H226ZM6 133V134H5ZM188 133V132H187ZM186 133V134H187ZM190 133V132H189ZM188 133V134H189ZM219 133V132H218ZM231 133V132H230ZM46 134V133H45ZM44 134V135H45ZM145 134V133H144ZM185 134V135H186ZM194 134V133H193ZM228 134V133H227ZM232 134V133H231ZM7 135V136H6ZM43 135V136H44ZM142 135V134H141ZM141 135L140 136H138L139 138H141ZM154 135V134H153ZM220 135V134H219ZM233 135V134H232ZM4 136H6L5 138H4ZM75 136V135H74ZM184 136V135H183ZM198 136V137H199ZM204 136H205V133H204ZM222 136H224V135H222ZM235 136V137H236ZM73 137V136H72ZM210 137V136H209ZM217 137V136H216ZM226 138H227V136H225ZM234 137V138H235ZM3 138H4V140H3ZM132 138V137H131ZM142 138V139H143ZM168 140V141H166V139ZM180 138H182V137H180ZM202 138H205V137H202ZM218 138H219V136H218ZM232 138V137H231ZM76 139H77V137H76ZM136 139H138V138H136ZM162 140V141H164L165 143H168V145L169 144H171L172 143V146L171 145H169V146H171L172 147V149H168V145L167 144H165V143H163L162 142V145L164 146V145H167V148H166V146H165V148H166V150H164V152H167V154H165L161 149H163L162 147H161V151L164 153V156H162V152H161V154L159 153V148H158V146H159V140ZM208 139V138H207ZM217 139V138H216ZM216 139H214L215 141H216ZM129 140H131L130 139V137H129ZM160 140V141H161ZM191 140H193V141H191ZM219 140V139H218ZM42 141V140H41ZM44 141V140H43ZM124 141V140H123ZM122 141V142H123ZM125 141H127V140H125ZM124 141V142H125ZM180 141V140H179ZM182 141V140H181ZM205 141L206 140H204L203 139V142L205 143ZM228 141V140H227ZM214 142V141H213ZM218 142H220V140L218 141ZM217 142V143H218ZM6 143H8V142H6ZM5 143V145H4V147H6V144ZM94 143V144H95ZM208 143H209V141H208ZM233 143V142H232ZM3 144H4V142H3ZM10 144V143H9ZM42 144V143H41ZM46 144V143H45ZM44 144V145H45ZM49 144H50V146H49ZM180 146H181V144H179ZM195 145H197V143L195 144ZM200 145V144H199ZM225 144H221V146L223 147ZM235 145V144H234ZM46 146H44L45 148H46ZM140 146V145H139ZM220 146V145H219ZM219 146H218V148H219ZM226 146V145H225ZM224 146V147H225ZM230 146V145H229ZM39 147V148H38ZM199 147V146H198ZM203 147H204V145H203ZM213 147V146H212ZM228 147V146H227ZM231 147V146H230ZM236 148H239V146L237 147V146H235ZM14 148V147H13ZM36 148H37V150H36ZM42 148V147H41ZM164 148V149H165ZM201 148V147H200ZM229 148V147H228ZM6 149H7V147H6ZM193 149V148H192ZM202 149H204V148H202ZM230 149V148H229ZM241 149V150H242ZM243 149V150H244ZM38 151L40 154L39 155H41V153H42V156H36V157H38L37 159H36V157L35 156H33L34 154V151ZM172 150V152L171 153H169V151H171ZM226 150V149H225ZM233 151H235L234 150V148L232 149ZM238 150V149H237ZM252 150V149H251ZM253 150V151H254ZM35 151V152H36ZM178 151H180V152H178ZM199 151V150H198ZM211 151V150H210ZM221 152H223L222 151V149L220 150ZM227 151H229V150H227ZM15 152V151H14ZM13 152V153H14ZM218 152H219V149H218ZM217 152V153H218ZM221 152H220V154H221ZM169 153V154H168ZM196 153V152H195ZM199 153V152H198ZM197 153V154H198ZM201 153H202V150H201V152H200V155H201ZM206 153V152H205ZM230 153V152H229ZM234 153V152H233ZM235 153H237V152H235ZM36 154H37V152H36ZM206 154H208V152L206 153ZM210 154V153H209ZM209 154H208V156H209ZM38 155V154H37ZM75 155H73V156H75ZM166 155V156H165ZM192 155V156H191ZM199 155V154H198ZM217 156H218V154H216ZM75 156V157H76ZM207 155H206V157L205 158H207L208 157ZM196 157V156H195ZM219 157H220V155H219ZM219 157H217L218 159H219ZM74 158V157H73ZM136 158V157H135ZM199 158H200V156H199ZM203 158H204V156H203ZM205 158L201 161V158H200V161H199V159L197 160V159H195V160H197V161H199L200 162V164L202 165V162L205 160ZM222 158H223V156H222ZM21 159V160H22ZM208 159V158H207ZM23 160V161H24ZM18 161V160H17ZM24 161V162H25ZM127 163V162H126ZM125 163V164H126ZM23 164H25V163H23ZM30 164V163H29ZM133 164V163H132ZM199 164V163H198ZM17 165H19V164H17ZM27 165V164H26ZM127 165V164H126ZM190 165V166H189ZM24 166V165H23ZM125 166V165H124ZM188 166H189V168H188ZM193 166V165H192ZM28 167V166H27ZM132 167H133V165H132ZM195 167L196 166H194V168L193 169H195ZM197 167H199V165L197 166ZM205 167V166H204ZM138 168H136V169H138ZM201 169H203V168H201ZM131 170H132V168H131ZM156 170V171H155ZM185 170V171H186ZM141 171H139V172H141ZM173 171H174V174H173ZM177 171V172H176ZM184 171V172H185ZM133 172V171H132ZM136 172V171H135ZM172 172V175H167V174H169V173H171ZM138 173V172H137ZM151 173V174H150ZM187 172H185V174H186ZM197 173V172H196ZM184 174V173H183ZM182 173H181V175L180 176H182L183 175ZM191 174V173H190ZM192 175V174H191ZM123 176V175H122ZM133 176H135V175H133ZM138 176V179L136 178ZM137 176L135 177L136 179H137V181L139 182V183H141V182H143V179H142V177H141V174L140 173H138L137 174ZM144 176V175H143ZM163 176V175H162ZM163 176V177H164ZM189 176V175H188ZM124 177H126V176H124ZM139 177H141V178H139ZM157 177H158V175H157ZM175 177V176H174ZM183 177V176H182ZM116 178V177H115ZM144 178V177H143ZM166 178V177H165ZM191 178V177H190ZM128 179V178H127ZM140 179L142 180V181H140ZM163 179V178H162ZM162 179H159V181L160 180H162ZM176 179V178H175ZM129 180V179H128ZM149 181V180H148ZM146 181L144 180V183H145ZM134 183H135V181H134ZM151 183V182H150ZM146 184V183H145ZM141 185H143V184H141ZM132 186V185H131ZM26 189V191H28L29 190V188L27 189V187H25ZM25 190H23V191H25ZM21 191V190H20ZM30 191V190H29ZM26 193V192H25ZM32 193V192H31ZM30 193V194H31ZM33 194V193H32ZM32 198V197H31ZM259 240V239H258ZM255 241V244H257V243H259V244H257V246H259V248H260V245H262L264 242V240H260V241ZM262 241V243H260ZM257 242V243H256ZM254 244V243H253ZM243 245V249L245 250V255H246V252H247V254L248 253H250V255H252V252L254 251V248H257V246L256 245ZM263 246V245H262ZM259 248H258V250H259ZM262 248V247H261ZM263 248H264V246H263ZM242 250V249H241ZM253 250V251H252ZM255 250H257V249H255ZM48 251V250H47ZM243 251V250H242ZM260 251V250H259ZM258 251V252H259ZM264 251V250H263ZM244 252V251H243ZM47 254H48V252H46ZM45 253V254H46ZM50 254V253H49ZM40 255V254H39ZM24 256V255H23ZM42 256V254L40 255V257H39V259L40 258H42L41 257ZM20 256H18V260L20 259L19 258ZM25 257V256H24ZM23 257V259H24V261H21V260H19V263H17V264H61V263H57V262H54V261H52V260H50V259H48L47 257V259H45V257H43V259L41 260V261H38V258H36L37 260H32V258H31V260L32 261H29L28 260V258L27 257H25V258H27V260H25V258ZM32 257H34L33 255H32ZM249 257V256H248ZM250 257H253V255L252 256H250ZM29 258H30V256H29ZM22 259V260H23ZM15 262H18V261H15Z\"/></svg>",
	"mask_w": 264,
	"mask_h": 264
}]
</instances>
